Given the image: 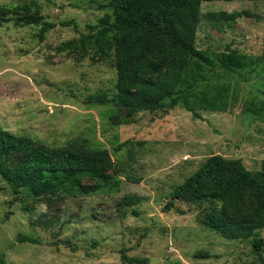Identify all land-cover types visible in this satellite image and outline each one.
I'll return each mask as SVG.
<instances>
[{
    "label": "rangeland",
    "instance_id": "rangeland-1",
    "mask_svg": "<svg viewBox=\"0 0 264 264\" xmlns=\"http://www.w3.org/2000/svg\"><path fill=\"white\" fill-rule=\"evenodd\" d=\"M110 1L0 0V126L48 146L108 149L115 162L104 178L84 175L87 190L60 178L48 198L33 191L32 179L1 173L0 257L6 264H264V229L255 251L252 238L229 240L206 224L220 203L175 201L163 211L213 156L264 169V1L203 2L196 47L210 62L191 60L176 107L139 113L131 125H114L117 107L99 101L117 93L114 53L58 51L101 30ZM219 13L240 16L209 18ZM20 17L40 23L21 26ZM43 22L57 26L41 41ZM254 206L250 195L238 219Z\"/></svg>",
    "mask_w": 264,
    "mask_h": 264
},
{
    "label": "trees",
    "instance_id": "trees-1",
    "mask_svg": "<svg viewBox=\"0 0 264 264\" xmlns=\"http://www.w3.org/2000/svg\"><path fill=\"white\" fill-rule=\"evenodd\" d=\"M211 1L238 0H111L105 8L112 14L102 20L101 30L96 27L97 33L63 43L58 51L78 56L89 50L105 56L114 53L117 93L111 100L102 95L99 101L117 107L118 114L111 117L114 125H131L139 113L171 109L180 103L178 91L191 60L207 61L198 52L196 40L202 3ZM239 16V13L209 14L210 19L219 21H235ZM2 22L4 19L0 17ZM17 23L26 26L40 21L20 17ZM56 26L43 22L40 40L44 41L45 34ZM90 29L95 31L94 27ZM13 159H17V164L11 167ZM114 167L108 149L92 148L81 141L63 147L48 146L0 126V174L15 171L32 179L31 188L38 195L48 198L54 194L60 178L87 190L84 175L104 178ZM129 180L137 179L129 177ZM250 195L254 210L247 218L238 219ZM175 201L220 203V209L215 208L206 216V224L229 240L252 238L254 250H260L257 232L264 229V169L253 173L240 160L213 156L174 189L173 198L163 211L174 209ZM18 241L39 244L37 239L23 235L18 236ZM123 259L127 257L124 255ZM0 264H6L1 257Z\"/></svg>",
    "mask_w": 264,
    "mask_h": 264
}]
</instances>
